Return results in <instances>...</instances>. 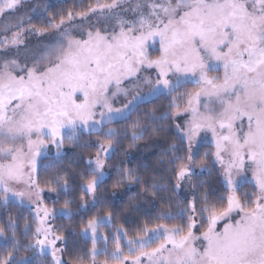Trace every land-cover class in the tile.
Listing matches in <instances>:
<instances>
[{"label":"snow or ice","instance_id":"6c2138e0","mask_svg":"<svg viewBox=\"0 0 264 264\" xmlns=\"http://www.w3.org/2000/svg\"><path fill=\"white\" fill-rule=\"evenodd\" d=\"M28 2L0 0V264H264V0H77L82 10L55 13ZM187 82L199 87L179 92ZM160 97L168 98L167 110L141 107ZM182 115L189 119L174 127L187 155L173 143L163 149L167 159L158 158L175 183L143 179L138 196L163 200L169 185L176 194L187 185L192 197L169 204L136 236L117 228L109 250L100 228L114 213L81 215L97 203L107 160L122 140L128 148L141 140L145 149L159 147L155 138L171 130L164 122ZM202 131L212 134L215 179L226 195L196 171L193 147ZM85 132L96 134L83 145L95 155L71 173L64 142L80 147ZM146 160L117 166L114 187L141 183ZM199 167L211 175L206 163ZM70 175L91 197L81 195L75 208ZM46 190L57 201L60 193L68 198L50 207ZM135 200L129 211L139 209ZM89 239L87 248L81 240ZM21 247L30 255H18Z\"/></svg>","mask_w":264,"mask_h":264},{"label":"trees","instance_id":"16d2710c","mask_svg":"<svg viewBox=\"0 0 264 264\" xmlns=\"http://www.w3.org/2000/svg\"><path fill=\"white\" fill-rule=\"evenodd\" d=\"M91 2V0H84V3L87 4ZM68 9H74L76 11L82 10L77 5V0H58L51 4V7L49 8V13H55L60 10H68ZM33 23L39 24V20L34 18ZM197 87L196 84H186L185 86H182L179 91L181 90L182 93ZM173 95H176V93H173ZM186 99V98H185ZM167 104H168V98L160 97L159 99L153 100L151 103L142 105L141 107H148L151 108L153 106H159L161 111L167 110ZM183 104H181L182 106ZM134 118V117H133ZM123 121L120 122V124L113 123L110 125L111 127H122ZM166 126L170 127V131L166 133H162L160 136L156 137L155 139L158 142L159 147H150L148 149L143 148L145 141H137V147L135 148H128V144L130 143L129 140H122L120 145L117 146L116 152L114 155L111 156L110 159L107 160V176L105 179H103V182L100 184L99 188L97 189V203L95 204V207H87L81 212V215L84 216L85 219L90 218L93 215L98 216H104L107 215L109 212H113L114 216L111 218V222L109 224H106V235H109L110 233H115L117 228H123L127 231V237H133L138 234L139 226L143 224L145 221L148 220H154L156 214L160 212L162 209H165L168 207L169 204H176L177 200L183 202L184 196L180 194H176L171 192L170 185L168 188L164 189L162 192L159 193V196H163L164 199L161 200L159 197H149L145 198L144 196H138V193H140L145 186L143 184V179L149 178V177H155L158 179V182L160 184H167L169 180L172 181V183H175V177L172 175L170 166H168V169L166 170V166L158 163V158L162 157L166 160L167 157L163 154V149L168 148L173 143L180 145V154L181 155H187V144L186 142L184 144H181L180 136L175 130L173 120H168L164 122ZM96 139V134H93L92 136L87 135L85 132L84 134L80 135V147H76L73 142H70L68 140H65L63 150L65 152V160H64V166L69 169L71 173H75L83 168V158H87L89 156H94L96 152L95 147H84L85 141H94ZM126 152L128 153L126 155ZM205 153H209L207 157H205ZM213 151L211 149H208V144H203L199 147L197 152L195 153V161H196V171L200 174V178L208 181V185L213 188H220L221 192L226 195V192H223V189L216 181V168L213 167L212 164V155ZM143 156H147V160L143 161L145 163H148L150 165V168L147 172H145L143 169H141V183L137 184L135 181H125L123 184H120L116 187L114 185L116 184V181L118 179L119 173L117 171V166H123V167H134L135 165L142 162ZM71 158H75L77 160H80V163L78 164H69L68 161ZM124 161V163L121 165V161ZM130 161V162H129ZM46 162V161H45ZM201 163H206L208 165L209 169H212L211 175H209V172L207 170H201L199 165ZM40 177L43 179L47 173L41 168L40 169ZM69 181L72 184V187L76 188V191L69 190L68 196L74 198L75 203L72 205L73 208L79 204L80 196L85 195L80 192L79 190V184L81 183L80 177H76L75 180L72 179V176H69ZM151 183V180L149 181ZM248 186L245 185V188ZM243 190V189H242ZM47 191V190H46ZM54 196L53 200L50 201L51 203L55 204V207H61L63 206L64 200L67 199L63 193L59 194V200L57 201L56 195L57 193L51 192ZM198 194V193H197ZM193 193L191 192V197ZM170 196H175V199L169 200ZM136 197L135 202L140 205L139 209L137 211H129L127 208V205L129 201ZM85 200L89 201V196L85 195ZM181 206H183V203H181ZM173 211L176 209L173 208ZM3 209H0V212H2ZM9 212H12L13 214L16 213L17 209L15 206L10 205ZM74 220H79V217H74ZM165 223H168L167 221H164ZM176 221H172L171 223H175ZM55 224H69L70 222L64 218H57L54 221ZM154 226V224H149V227ZM20 239H23L20 237ZM25 243L27 241H24ZM82 244H85V247L90 248L91 247V241L90 239L85 242L84 240H81ZM98 246L102 247V242H98ZM108 247L109 250L113 247V242L111 240V237L109 235L108 240ZM18 255L27 256L30 255V253H27L24 251L23 247H21L20 252ZM65 259H70V257L65 254ZM99 260H103L104 257L100 256L98 257Z\"/></svg>","mask_w":264,"mask_h":264},{"label":"rangeland","instance_id":"374dc122","mask_svg":"<svg viewBox=\"0 0 264 264\" xmlns=\"http://www.w3.org/2000/svg\"><path fill=\"white\" fill-rule=\"evenodd\" d=\"M56 1H58V0H29V2H28V7L30 8L33 4H40V5L48 4V5H51L52 3L56 2ZM24 13H25V14H28V9H27V8L24 10ZM3 22H4L3 20H0V23H3ZM149 51H150V54H151L153 57H155V56H157V55L159 54L157 51H153L152 49H149ZM145 74L147 75V73H145ZM216 74H217V73H215V72H211V73H209V75H216ZM189 83L196 84V83H194V82H187V83L183 84V86H185L186 84H189ZM196 85H197V87H195V88L189 90V92H193V91H195V90L199 87L198 84H196ZM178 91H179V90H178ZM179 92L182 93L181 90H180ZM78 95H79V94H78ZM116 106L118 107L119 105H116ZM181 107H183V105H182ZM187 119H189V116H187V115H182V116L177 117L176 119H174V120H173V123H174V125H175V124H182V123H183L185 120H187ZM178 134H179V133H178ZM203 144H208V149H211L213 152L215 151L214 140H213V137H212V134H211L210 131H202V132L199 134V136L197 137L196 143L194 144L193 151L196 153L197 150L199 149V147H200L201 145H203ZM50 147H51V153H50V155H51L52 153L55 152V147H54V146H50ZM39 162H40V161H39V159H38V164H39ZM217 167L219 168V165H218V164H217ZM107 173H108V170H107V167H106V168H105V177H104V179L106 178ZM249 176H250V173H249ZM181 194H182L184 197H185V195H187L188 198H191V191H189L187 185H185L184 188L181 190ZM44 196H45V202H46L50 207H52L54 204L51 203L50 201H52L53 198H54L53 194H52L51 192L45 191ZM89 198H90V200H91V197H90V196H89ZM90 200H89V201H90ZM61 207H62V206H61ZM58 208H60V207H58ZM104 216H107V215H104ZM110 222H111V220H110ZM105 227H106L105 225H101V228H100L101 233L104 234V235L107 234V233H106V228H105ZM219 227H221V228L223 227V222H221V224L219 225ZM129 238H130V237H129Z\"/></svg>","mask_w":264,"mask_h":264}]
</instances>
